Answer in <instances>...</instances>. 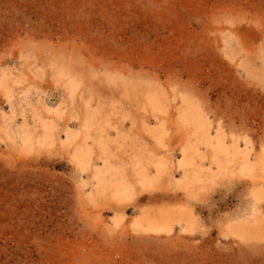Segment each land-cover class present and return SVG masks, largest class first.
<instances>
[{"label": "rangeland", "instance_id": "rangeland-1", "mask_svg": "<svg viewBox=\"0 0 264 264\" xmlns=\"http://www.w3.org/2000/svg\"><path fill=\"white\" fill-rule=\"evenodd\" d=\"M263 150L264 0H0V264H264Z\"/></svg>", "mask_w": 264, "mask_h": 264}, {"label": "bare ground", "instance_id": "bare-ground-1", "mask_svg": "<svg viewBox=\"0 0 264 264\" xmlns=\"http://www.w3.org/2000/svg\"><path fill=\"white\" fill-rule=\"evenodd\" d=\"M70 83H72V82H69L68 83V85L70 84ZM68 85H67V87H68ZM76 85H74V87H75ZM70 87V88H69ZM69 90L70 89H73V88H71V86L69 85ZM76 88V87H75ZM71 93L73 92V91H70ZM74 93V92H73ZM149 93V92H148ZM150 94H151V92H150ZM155 95V94H154ZM154 95H153V97H150L149 96V94H147V98L149 99V97H150V100H148V102H150V101H152L153 100V98H155V101L154 102H156V105H158V99L156 98V97H154ZM152 98V99H151ZM188 102V101H187ZM151 104H152V102H151ZM186 105V104H185ZM154 106H155V103H154ZM159 107V106H158ZM187 107H189V106H187ZM160 108H161V106H160ZM186 108V107H185ZM155 109V108H154ZM153 109V110H154ZM157 109H159V108H157ZM190 110V109H189ZM181 111V113H182V109L180 110ZM185 111V110H184ZM187 112H188V110H187ZM185 113V112H184ZM186 114V113H185ZM93 115V114H92ZM91 115V116H92ZM183 115V114H182ZM205 117V116H204ZM185 120L186 119H188L192 124H194L195 126H196V128H197V130H199L200 128V130L199 131H201V133H204V131L205 132H210V130H209V128L211 127V126H208L207 128L208 129H204L203 127H204V125H205V123H204V125L201 123V121L199 120V116H198V114L197 115H194V113L191 111H189V114H186V116L185 117H183ZM207 119V118H206ZM205 119V122H207V120ZM91 120H93V119H91ZM91 120H90V122H91ZM187 120V121H188ZM94 122L96 121V118L94 117V120H93ZM89 122V123H90ZM93 123V122H92ZM91 123V124H92ZM93 124H95V123H93ZM208 124V123H207ZM87 125V124H86ZM90 125V124H89ZM88 126V125H87ZM196 128H195V130H196ZM203 128V129H202ZM101 129V128H100ZM102 130V129H101ZM103 132H104V130H103ZM25 133V132H24ZM71 132H69V134H70ZM47 134V133H46ZM69 134H67V139H70L71 140V138H70V136H69ZM206 134H208V133H206ZM26 135V134H25ZM203 135H205V134H203ZM22 136V135H21ZM69 136V137H68ZM23 137V136H22ZM21 137V138H22ZM25 137H27V136H25ZM72 137V136H71ZM203 137V136H202ZM207 137V136H206ZM210 138V137H209ZM24 139V138H23ZM201 139H204V138H201L200 137V142H201ZM218 139V138H217ZM27 140H28V138H27ZM27 140L25 141V142H27ZM205 140V139H204ZM211 140H212V138H211ZM217 141V140H216ZM220 141H221V143H222V139H220ZM210 142H212V141H210ZM209 142V143H210ZM205 143H206V141H205ZM219 144V143H218ZM220 146L219 147H221L222 148V144H219ZM217 146V145H216ZM192 147H193V145H192ZM195 147V146H194ZM218 147V146H217ZM218 147V148H219ZM186 148V147H185ZM197 148V147H196ZM225 148V147H224ZM190 149V148H189ZM189 149H182V151H183V156H182V158L180 159V162H179V164H181V165H183V166H186V165H188V164H190V162H191V159H192V156H191V154L188 152L189 151ZM220 149V148H219ZM223 149V148H222ZM221 149V150H222ZM237 149V148H236ZM221 150H219V151H221ZM224 150V149H223ZM226 151V150H225ZM224 152V151H223ZM217 153V152H216ZM225 157H228V159H229V156H225ZM224 157V158H225ZM231 157V156H230ZM259 157V158H258ZM257 157V161H255V162H257V164H258V166L260 167V168H262V169H264V150H263V152L262 153H259V156ZM244 158V157H243ZM247 158V157H246ZM249 159V158H248ZM231 159H229V161H230ZM242 161H244V160H242ZM249 161L246 159L245 160V162L243 163V169L241 168L242 166H240V168L242 169V171L244 172H246V171H250V170H253L254 169V167H256V166H254L253 164L254 163H248ZM241 164H242V162H241ZM256 165V164H255ZM145 174V173H144ZM144 177H146V174L144 175ZM126 186H127V188H128V185L126 184ZM125 186V187H126ZM160 213H162V212H160ZM159 213V216L161 217V214ZM168 215L167 216H169L168 217V219L170 218V212L168 213V212H166ZM154 216H155V214H153ZM152 215V216H153ZM151 216V215H150ZM153 216V217H154ZM157 216V215H156ZM163 216V215H162ZM159 218V217H158ZM165 218H166V216H165ZM154 219V218H153ZM164 219V218H163ZM171 219H172V216H171ZM171 219H169V220H171ZM140 220V219H139ZM141 220H143V218H141ZM141 220H140V222H141ZM146 220V219H145ZM145 220L144 221H142L143 223L145 222ZM165 220V222L166 221H168L167 220V218L166 219H164ZM149 221H151V220H149ZM155 220H153L151 223H152V225L153 226H155V227H161V229L162 228H164V227H166V226H164L165 225V222H164V224H163V220L161 219H159L158 221H155ZM139 222V223H140ZM151 223H149V225L151 224ZM167 223V222H166ZM146 224V223H145ZM141 226H142V228L144 229V227H143V225L142 224H140ZM149 225H147V227L149 226ZM151 226V225H150ZM167 227H170V226H167ZM166 227V228H167ZM157 229V228H156ZM155 228H154V230H156ZM244 230V229H243ZM237 231V230H236ZM235 231V232H236ZM241 231V230H240ZM234 232V233H235ZM236 234V233H235ZM238 234V233H237ZM240 234H242V233H240ZM244 235V234H243Z\"/></svg>", "mask_w": 264, "mask_h": 264}]
</instances>
